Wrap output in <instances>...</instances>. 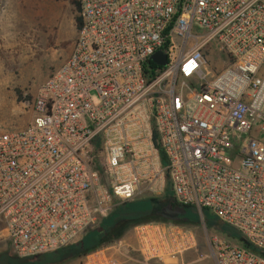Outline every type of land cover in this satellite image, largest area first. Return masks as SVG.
<instances>
[{
    "label": "built area",
    "instance_id": "2783aa9c",
    "mask_svg": "<svg viewBox=\"0 0 264 264\" xmlns=\"http://www.w3.org/2000/svg\"><path fill=\"white\" fill-rule=\"evenodd\" d=\"M78 2L73 51L39 88L33 121L0 133L2 236L16 257L68 248L144 184L163 192L169 180L179 205L212 214L249 245L213 237L217 264H264V0ZM208 50L227 58L218 74L206 68ZM158 51L168 63L149 81ZM139 238L157 260L195 248L178 228L145 226ZM121 249L85 264H125Z\"/></svg>",
    "mask_w": 264,
    "mask_h": 264
},
{
    "label": "rangeland",
    "instance_id": "374dc122",
    "mask_svg": "<svg viewBox=\"0 0 264 264\" xmlns=\"http://www.w3.org/2000/svg\"><path fill=\"white\" fill-rule=\"evenodd\" d=\"M78 33L72 0H0V133L23 129L33 121L39 88L69 58ZM192 45L194 42H190L184 51ZM205 55L206 68L213 74L220 73L228 65L224 55H214L209 50ZM252 135L259 136L257 133ZM98 154L94 167H97L105 183L106 157L101 151ZM166 188L165 185L163 192H155L144 184L133 201L118 205L112 211L110 218L139 223L129 228L120 240L108 245L113 247L121 243L124 246L125 250L121 249L124 256H120L125 264H217L211 255L210 240L213 237H227L229 241L236 237L244 241L236 230L218 225L212 214L182 206L172 210L167 200V196L172 197V194L169 190L166 192ZM186 212L193 216L190 220L184 217ZM172 213L179 214L178 221L174 222L178 225L171 221L161 225L148 222L149 215L159 214L162 217L165 214L169 218ZM102 222L90 227L68 249L21 260L13 255L11 244L2 241L1 232L5 224L0 219V264H85L86 258L73 257L71 248L90 232L99 230ZM145 226H158L166 234L169 229L175 228L189 232L194 237L195 248L180 249L174 255L166 254L165 250L163 260L152 259L141 252L139 231Z\"/></svg>",
    "mask_w": 264,
    "mask_h": 264
},
{
    "label": "trees",
    "instance_id": "16d2710c",
    "mask_svg": "<svg viewBox=\"0 0 264 264\" xmlns=\"http://www.w3.org/2000/svg\"><path fill=\"white\" fill-rule=\"evenodd\" d=\"M72 5H73V12L75 14L76 28L79 32L81 27H82V18L80 15V6H79L78 0H72ZM156 69H158V67L153 62L149 61L146 68H145V77L149 81H151L154 78V76H155L154 70H156ZM154 141H155L156 146L159 147V145L157 143V134H155V136H154ZM100 151H102L101 147H97L95 150V153L93 155V164H95V165H96V162H95L96 158L98 157V155H99L98 153ZM96 170L99 171L97 169V167H96ZM166 187H167L166 192L169 190L170 193L172 194V197H170L169 195L167 196V200L170 203V208L172 210H175V208L177 206H181V205H179L175 201L169 180L166 181ZM141 206H143V205H141ZM185 208H190V207H185ZM188 213H190V212H188ZM188 213L184 217L188 218V220H190V218L193 216L188 214ZM111 214L108 217L101 220L103 222H102L99 230L90 232L85 237V239L82 240L79 244L72 246L71 251L73 250V257L87 258V256H89L90 254L101 250L103 248V246H108L109 244H112L114 241L116 242V241L120 240L122 238V236L124 235V233L126 231H128L129 228L139 225L138 222H131L127 219H121V218L115 219V217L110 218ZM207 214H209V213H207ZM177 215H179V214L175 215V213H172L171 216L173 218L172 217L168 218L165 214H163L162 217L159 214L158 215L157 214L149 215L147 217H149L148 222H153V224H155V225H161L162 223L167 222V221H171L172 224H175L174 222L178 221ZM215 220L217 221L218 225L219 224L223 225L217 219H215ZM188 223L191 224L192 222H188ZM175 225H178V224H175ZM222 238L226 240L227 237L226 238L222 237ZM230 239H231V241H229L228 239L227 240L233 244H237V245H240V246H243L246 248H250L249 245L246 242H244L241 238L234 237V238H230ZM66 249H68V248H66ZM62 250H64V249H62ZM62 250H60V251H62ZM60 251H58V252H60Z\"/></svg>",
    "mask_w": 264,
    "mask_h": 264
},
{
    "label": "water",
    "instance_id": "95a60500",
    "mask_svg": "<svg viewBox=\"0 0 264 264\" xmlns=\"http://www.w3.org/2000/svg\"><path fill=\"white\" fill-rule=\"evenodd\" d=\"M151 60L154 64H156L160 67H166L167 63H168L167 55L162 51H158L157 53H155L151 57Z\"/></svg>",
    "mask_w": 264,
    "mask_h": 264
},
{
    "label": "crops",
    "instance_id": "0c3cea01",
    "mask_svg": "<svg viewBox=\"0 0 264 264\" xmlns=\"http://www.w3.org/2000/svg\"><path fill=\"white\" fill-rule=\"evenodd\" d=\"M4 228H5V225H4ZM4 230V229H3ZM1 233H3V231L1 232ZM3 240L2 241H7L6 240V238H2ZM12 252H13V250H12ZM13 255L16 257V255L14 254V252H13ZM16 258H18V257H16ZM19 259V258H18ZM22 260V259H21Z\"/></svg>",
    "mask_w": 264,
    "mask_h": 264
}]
</instances>
